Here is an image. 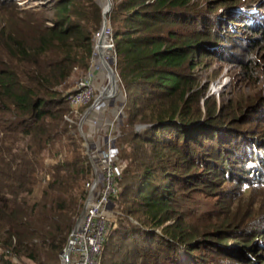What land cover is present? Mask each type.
I'll return each instance as SVG.
<instances>
[{"label": "trees", "instance_id": "trees-1", "mask_svg": "<svg viewBox=\"0 0 264 264\" xmlns=\"http://www.w3.org/2000/svg\"><path fill=\"white\" fill-rule=\"evenodd\" d=\"M22 1L0 0V264H61L93 179L78 132L90 105L74 117L67 90L103 7L55 0L49 20ZM236 7L246 12L208 22L193 0H112L121 173L99 264H264V96L218 104L194 76L225 53L241 74L254 68L264 33L236 53L223 35L229 23L260 29L252 5Z\"/></svg>", "mask_w": 264, "mask_h": 264}, {"label": "built area", "instance_id": "built-area-1", "mask_svg": "<svg viewBox=\"0 0 264 264\" xmlns=\"http://www.w3.org/2000/svg\"><path fill=\"white\" fill-rule=\"evenodd\" d=\"M105 33L106 35H111L108 27ZM100 35L101 30L94 36L93 56L88 72L79 80L76 88L66 97L74 117L79 116L81 108L89 105L91 107L99 93L95 84L101 69L95 60V49L97 48L96 39ZM105 80L107 81V78ZM106 103V100L98 102L87 117L90 118L93 135L100 138L98 143L93 145L89 138L86 137L87 133L84 132L89 154L95 165V169H92L93 179L86 184L88 194L92 192V195L88 199L84 215L76 233L74 235L71 233L70 235L68 244L71 249L69 253L67 254L65 249L61 253L63 264H99L101 248L110 228V205L112 198L117 193V181L121 173V167L117 164L118 150L115 146L116 124L121 116V109L115 112L112 120L110 119L103 123L97 115L100 114L104 107L106 108ZM94 112H97L95 117L93 115ZM66 119L70 121L68 118Z\"/></svg>", "mask_w": 264, "mask_h": 264}, {"label": "rangeland", "instance_id": "rangeland-1", "mask_svg": "<svg viewBox=\"0 0 264 264\" xmlns=\"http://www.w3.org/2000/svg\"><path fill=\"white\" fill-rule=\"evenodd\" d=\"M97 1H99L102 4L103 8L106 7L107 4L106 0H97ZM54 2L55 0H23L22 4L28 5L29 8L33 7L42 10L45 13L47 19L50 20L53 18L52 8ZM110 2L112 5V0H110ZM193 3L194 6L197 8V13L199 15L207 17L208 22H212L215 14L222 13L226 9L235 10L238 12H242V11L246 12L245 9H242L241 7H236L239 3H244L253 6V8H251L252 10L250 9L251 11L250 13L251 16H255L256 18H251L250 20H248V23L252 25H258L260 29H258V32L256 34H254L253 32L249 31L246 28V25L244 26V24L234 23L235 25H232V23H229L230 25L227 28H224L223 35H226V38H228V40L231 41L233 46L234 44L239 45L240 42L242 43L244 39L250 40L253 38H260L261 36L259 34V31L260 33H264V22L260 21V19L264 17V8H262V5H264V0H193ZM257 21L259 22L257 23ZM108 29L111 33V27L109 24H108ZM259 46L260 48L257 50V54L255 56L253 63L255 66H253L254 68L248 69V71H250L248 73L250 77H248V75L241 74L240 68L236 63L229 62L228 60H226V55H227L226 53L222 60L220 58H216L215 56L211 58H203V62L200 63L197 66V68L194 70V76L197 79L198 88L205 89L204 93L206 94V98L208 97L215 98L218 104L222 103V101L226 103H234V104H236V101H242L244 105L249 104V106H251L254 102H256L258 97L260 96L263 97L264 96V41L260 42ZM234 47H235L234 51L236 53L239 47L236 46ZM104 49H105V54L107 56L106 60L108 62L111 59L112 51L108 47ZM239 52H241L240 49ZM92 56H93V50L88 61L89 66L91 63ZM113 64H114V59H113ZM89 66L84 72L77 70L76 73L72 75L71 79L69 80V84L71 87L67 90V92H72L76 88L79 80L83 78L84 75L88 72ZM104 74L105 72L101 70L98 76L99 75L104 76ZM103 80H104L103 78L99 80L101 81L99 85L95 84L97 91H101V89L106 86V80L105 82H102ZM107 100H108L107 113L104 117L108 118L109 120L110 119L112 120L115 112H117V110L119 109L117 108L119 107V102L120 101L122 102V100L124 99L121 93H119L117 97L110 98ZM251 115L253 117H256V113H251ZM259 127L263 129L264 124H259ZM49 163H50L49 161H46V164ZM202 202L203 204L201 205V210H200L201 212L206 211L209 208L208 206L209 204L207 205L206 201L202 200ZM134 222L135 221H132L133 224ZM61 253L59 255V258L61 264H63L61 259Z\"/></svg>", "mask_w": 264, "mask_h": 264}, {"label": "water", "instance_id": "water-1", "mask_svg": "<svg viewBox=\"0 0 264 264\" xmlns=\"http://www.w3.org/2000/svg\"><path fill=\"white\" fill-rule=\"evenodd\" d=\"M106 8L102 10V19H103V22H102V28H101V34H102V37H104L105 35V31L107 29V26H108V15L109 13L111 12V9H112V5H111V2L110 0H106ZM107 47L112 51V54H111V59L106 62L104 61V55L102 54H99L100 58L99 60L102 61V63L104 64L105 66V71L107 73V83H106V86L103 87L101 89V91L99 92L95 102L91 105V107L84 113V115L81 117L79 123H78V132H79V135L83 138L84 140V147H85V150H86V155L89 159V162L92 166V169H95V165H94V162L93 160L91 159L90 157V154H89V150H88V143L86 141V138L84 136V133L82 131V125L83 123L85 122V120L87 119L88 115L90 114V112L93 110L94 106L98 103V102H101V101H104V100H107V99H110V98H114V97H117L120 93V79L118 77V75L116 74L115 70L113 69L112 65H113V59H115V56H116V51H115V48H114V45H113V39H112V36L111 35H107ZM101 42L102 41H99V45H98V48L99 50L101 51ZM98 48H97V51H98ZM99 51V52H100ZM145 126H137L136 127V130H140L142 128H144ZM92 195V192H90L88 194V197L85 201V204H84V207H83V211L80 215V217L78 218V220L76 221V224H75V227H74V230L72 232V235H74L77 231V228H78V225L84 215V211H85V207H86V204L88 202V199L91 197ZM71 247L69 246V244H67L65 250H66V253L68 254L69 251H70Z\"/></svg>", "mask_w": 264, "mask_h": 264}, {"label": "crops", "instance_id": "crops-1", "mask_svg": "<svg viewBox=\"0 0 264 264\" xmlns=\"http://www.w3.org/2000/svg\"><path fill=\"white\" fill-rule=\"evenodd\" d=\"M100 79H102V75H97V79H96V84L99 85L101 83V81H99ZM103 82V81H102ZM106 108L104 107V109L100 112V114L97 115V112H94L93 115L94 117L97 115L99 117V120L101 119V121H103V123L105 121H109L108 118L104 117L107 113V107H108V100H106ZM88 138L90 140V142L95 145L96 143H98V140H100V138L98 136H94L92 133V127H89V135Z\"/></svg>", "mask_w": 264, "mask_h": 264}, {"label": "bare ground", "instance_id": "bare-ground-1", "mask_svg": "<svg viewBox=\"0 0 264 264\" xmlns=\"http://www.w3.org/2000/svg\"><path fill=\"white\" fill-rule=\"evenodd\" d=\"M106 8V7H105ZM105 8H103V9H105ZM109 24V23H108ZM108 27V26H107ZM107 35H106V33H105V35H104V37H102V34L100 35V37L99 38H97L96 39V44H97V48H98V45H99V41H102L101 42V45H102V47H101V51L99 50V48H98V51H97V48L95 49L97 52V55H96V53H95V60H96V62H97V65L100 67V69L101 70H103L104 72H105V74H104V77L105 78H107V73H106V71H105V66H104V64L102 63V61H100L99 62V58H100V56H99V54H102V55H104V61H106L107 62V60H106V58H107V56H106V54H105V49L104 48H106L107 47V44H108V42L106 41L107 40ZM104 39H105V42H104ZM106 46V47H105ZM100 51V52H99ZM100 70V71H101Z\"/></svg>", "mask_w": 264, "mask_h": 264}, {"label": "clouds", "instance_id": "clouds-1", "mask_svg": "<svg viewBox=\"0 0 264 264\" xmlns=\"http://www.w3.org/2000/svg\"><path fill=\"white\" fill-rule=\"evenodd\" d=\"M114 61H115V59H114ZM106 83H107V81H106ZM100 92V91H99ZM80 121V120H79ZM82 131H83V127H82ZM83 133H84V131H83ZM84 143V142H83Z\"/></svg>", "mask_w": 264, "mask_h": 264}]
</instances>
